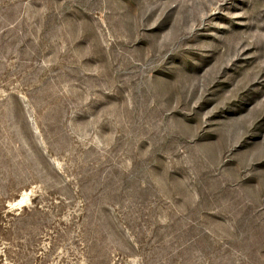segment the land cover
<instances>
[{"label": "rangeland", "instance_id": "obj_1", "mask_svg": "<svg viewBox=\"0 0 264 264\" xmlns=\"http://www.w3.org/2000/svg\"><path fill=\"white\" fill-rule=\"evenodd\" d=\"M0 264H264V0H0Z\"/></svg>", "mask_w": 264, "mask_h": 264}]
</instances>
